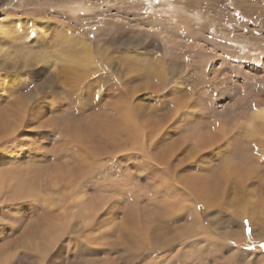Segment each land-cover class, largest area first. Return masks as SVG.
<instances>
[{
  "label": "rangeland",
  "instance_id": "1",
  "mask_svg": "<svg viewBox=\"0 0 264 264\" xmlns=\"http://www.w3.org/2000/svg\"><path fill=\"white\" fill-rule=\"evenodd\" d=\"M63 30L93 45L96 64L80 81L54 55ZM262 101L264 0H0V114L12 120L0 122V170L23 166L25 184L34 181L32 191L37 188L28 197L17 199V190L0 197L11 203L0 208V222L10 231L0 230V248L17 244L27 223L47 224L50 186L66 196L77 184L91 200L108 196L90 231L107 235L106 252L78 257L72 253L80 236L68 233L61 264H218L222 257L219 264H254L258 258L264 264V131L247 128ZM249 175L256 195L250 205L234 196ZM175 177L206 194L210 209L202 202L196 209L218 244L180 246L194 221L183 218L179 207L193 198ZM62 192L64 200L72 196ZM170 200L178 207L174 212ZM137 213L138 223L129 227ZM136 232L140 248L129 242ZM12 260L37 263L23 251Z\"/></svg>",
  "mask_w": 264,
  "mask_h": 264
},
{
  "label": "bare ground",
  "instance_id": "2",
  "mask_svg": "<svg viewBox=\"0 0 264 264\" xmlns=\"http://www.w3.org/2000/svg\"><path fill=\"white\" fill-rule=\"evenodd\" d=\"M47 31H46V34L45 36H47L48 34H50L51 32V29L50 27H46ZM2 32L3 33H7V29H3L2 28ZM54 32V30H53ZM53 34V33H52ZM51 34V36H53ZM54 38V37H53ZM57 38V37H56ZM37 39H39L40 41H43V36H41V34L39 36H37ZM50 40V39H49ZM55 40V39H54ZM56 45L55 46V56L57 57V62H60L62 64V66H64L65 70H66V73L71 76L70 78L73 80V79H77L78 81V78H79V81L82 79V73L86 71V69L89 67H91L93 64H96V57L94 55V50H93V45L90 41H88L85 37H81V36H73L72 33L70 31H65L63 30V34H61V37L58 38V41H56ZM51 45V44H50ZM31 46V45H30ZM53 46V47H54ZM100 48V47H99ZM102 48V47H101ZM42 49V48H41ZM52 50V49H51ZM33 51V50H32ZM43 51V50H42ZM41 51V52H42ZM53 52V51H52ZM101 53V52H100ZM41 54V53H40ZM44 54V53H43ZM42 54V55H43ZM51 54V52H50ZM48 53V56L50 55ZM102 55V54H100ZM6 57V56H5ZM31 57V56H30ZM41 57V56H40ZM55 57V58H56ZM54 57L50 58V61L51 59H53ZM30 59V58H29ZM37 59V58H36ZM32 60V59H30ZM42 61H47V58L45 56H43L41 58ZM55 60V59H54ZM161 60V59H160ZM28 63V62H27ZM43 63V62H42ZM26 64V63H25ZM24 64V65H25ZM23 65V66H24ZM144 66V65H143ZM146 68V67H145ZM130 69V68H129ZM132 70V69H131ZM151 71V70H150ZM6 83V82H5ZM9 108V107H8ZM116 108V107H115ZM125 113V112H124ZM126 115V114H125ZM123 119V118H122ZM136 119V118H135ZM10 121L12 120H9V114H7L6 112L4 114H0V122H6V123H9ZM142 121V120H141ZM116 123V122H115ZM125 124V123H124ZM131 125V123H128ZM135 124V123H134ZM128 125V126H130ZM245 125V124H244ZM104 126V125H103ZM123 126V125H122ZM127 126V127H128ZM125 128V127H124ZM129 128V127H128ZM132 128H133V124H132ZM136 128V127H135ZM134 128V130H135ZM224 128V127H223ZM247 128H248V131L249 133H253V132H257V131H260V129H262L264 131V101H262V104L260 105V108L256 111V114L253 116V118L250 119V121L247 123ZM127 130V129H125ZM138 130V129H137ZM135 130V131H137ZM225 131V130H224ZM127 132V131H126ZM221 132V131H220ZM135 133V132H134ZM139 133V132H138ZM223 133V132H222ZM74 134V133H73ZM122 134V132H121ZM127 134V133H126ZM132 135V134H131ZM200 135V134H199ZM253 136L255 134H252ZM259 134H257L256 136H258ZM263 135V134H261ZM72 136V135H71ZM133 136V135H132ZM202 137V136H201ZM211 137V136H210ZM209 137V139H210ZM214 137V136H212ZM211 137V138H212ZM197 138V137H196ZM208 138V137H207ZM218 138V137H217ZM216 140V137L213 138ZM199 140V138H198ZM212 140V139H211ZM209 140V141H211ZM68 141V140H67ZM115 143V142H114ZM197 145H198V148H203L204 147V143L202 141H199L196 142ZM140 144V143H139ZM186 144V143H185ZM113 147V146H112ZM194 148V147H193ZM205 149V148H204ZM114 150V149H113ZM194 153V152H193ZM197 154V152H196ZM193 156V155H192ZM153 158V157H151ZM150 158V159H151ZM165 158V157H164ZM149 159V161H151ZM160 159V158H159ZM153 160V159H152ZM83 161V160H81ZM157 162V161H155ZM30 163V162H29ZM156 164V163H155ZM243 164V163H241ZM9 165V164H8ZM21 165V164H20ZM24 165V164H23ZM26 165V164H25ZM154 165V164H153ZM158 165V164H157ZM160 165V164H159ZM79 166V165H77ZM89 166V165H88ZM161 166V165H160ZM238 166V165H237ZM243 167V166H242ZM24 171L23 170V166L21 167H18L17 169H14V170H11V169H1L0 170V197L3 196L4 193H9V194H13V192H11L12 190H17L16 193H14L18 198H23V197H28L27 195H31L32 193L34 194L36 189H34L32 191V189L34 188L35 186V183L34 181L32 182H29V185H26L25 183V178H24ZM239 172H240V169H239ZM54 173V172H53ZM56 173V172H55ZM230 173V172H229ZM58 174V173H57ZM238 175L240 173H237ZM247 174V173H246ZM245 174V175H246ZM235 175V174H234ZM244 175V174H243ZM253 175V174H251ZM56 176V174H55ZM209 176V175H208ZM233 176V175H232ZM47 176H45L46 178ZM202 177V176H201ZM212 177V176H211ZM210 177V178H211ZM216 177L215 175L213 176V178ZM234 177V176H233ZM240 177V176H239ZM245 177V176H244ZM242 176V179L239 180V185L237 188L234 189V196H238L241 198L240 201H247L248 205L254 203V191L250 188V185L248 184L249 182L248 181H251L250 178L253 177L250 175L248 176V178H244ZM250 177V178H249ZM53 178V177H52ZM61 178V177H60ZM59 178V179H60ZM227 178V177H226ZM225 178V179H226ZM55 179V178H54ZM56 179H57V176H56ZM201 179V178H200ZM204 179V177H203ZM237 179V178H236ZM239 179V178H238ZM175 184H177V186H179L178 188L182 190V188L180 187V185H185V190H187V193H190L189 196H191L193 199L192 200H185V203L186 205H183L182 207H179L180 210L183 209L184 211L182 212V217H187L189 218V220H191L192 222L194 221V228H191V229H186V235H184V238L182 240V245H180L181 247H187V246H193L192 244L196 245V244H200V243H205V242H211L213 241L214 242V245L218 244V240L219 238H216V236H214V234H209L210 231L208 229H206V227L203 226V224L201 225V222L199 220V213L196 209V205L198 202H202L205 207L207 209H210L209 205L207 204V202L205 203L204 200H205V195L202 191L198 190V189H194L195 187H193V185H189L188 184V181L187 182H184L182 178L180 179H176V177L173 179ZM202 180V179H201ZM229 180V178H228ZM55 182V180H52ZM62 181H65V180H62ZM68 181V179L66 180ZM214 181V180H213ZM231 181V180H229ZM228 181V182H229ZM44 182V181H43ZM46 182V181H45ZM51 181H49L50 183ZM192 182V181H191ZM205 182V181H203ZM203 182H201L203 184ZM209 182V180L207 181ZM226 182V183H228ZM235 182V181H234ZM66 183H69V182H66ZM184 183V184H183ZM53 184V183H52ZM62 184V183H61ZM230 184V183H229ZM51 185V184H50ZM75 185V184H74ZM187 185V186H186ZM201 185V184H200ZM199 185V186H200ZM224 185V184H223ZM228 185V184H227ZM226 185V186H227ZM234 185V183H233ZM48 186V185H46ZM60 186V180H59V185L58 187ZM64 186V185H63ZM68 186H70L68 184ZM198 186V187H199ZM211 186V185H210ZM209 186V187H210ZM57 187V185L55 186ZM80 187V186H79ZM77 187V184L75 187H73V184H72V190L69 191L70 195H64L63 194V189L62 191H58L57 188L54 189V186H50L49 187V190L51 195L53 194L54 196V200H47V203H46V214L49 215L48 217V220L46 221L47 224L43 223V221H41V223H33V224H26L27 226L24 228V230L22 232H20V234H18V243L15 244L13 246H9L10 242H8V247H1L0 248V264H12L13 260L12 258H14V256L16 255V253H21V251L23 252H28L32 257L35 258V260L37 261L36 264H49L48 261H52V262H55V261H58L59 263L62 262L63 260V256H66L65 253L67 254L65 248H66V244H65V241L63 240L64 236L66 237V234L70 233L72 234V238H75L74 235H75V232H77L76 234H78L80 237L78 238H75V239H78V241L76 242V250L74 253V255L76 256H81L83 258L85 257H88L91 253H97V252H100V253H105L106 252V242H107V235H104V233H94V232H90L92 229H93V225H92V222L94 220V218L99 214L100 215V212L103 211L105 208H106V205H108L109 203V200H107L108 196L104 193L102 195V200H91V198H89V196L87 195L88 192L87 190H85V188H79ZM64 188V187H63ZM65 188H66V185H65ZM64 188V189H65ZM44 189H45V186H44ZM68 189V188H67ZM66 189V190H67ZM70 189V187H69ZM222 189V188H221ZM225 189V187H224ZM228 189V187H227ZM233 189V188H232ZM48 190V188H47ZM47 190H44V191H47ZM211 190V188H210ZM215 190V189H214ZM68 191V190H67ZM113 191V190H112ZM183 191V190H182ZM212 191V190H211ZM216 191V190H215ZM231 191V190H230ZM11 192V193H10ZM59 192H62V194L65 196V197H73V200H69L68 197L67 200H64L62 199V196ZM205 192V191H204ZM226 192V191H225ZM233 192V191H232ZM49 193V192H48ZM60 195H59V194ZM66 193V192H64ZM68 193V194H69ZM211 193V192H210ZM155 194V193H154ZM214 194V193H213ZM217 195V193H215ZM214 194V195H215ZM221 194V193H220ZM230 194V193H229ZM228 194V195H229ZM56 195V196H55ZM158 195V194H157ZM160 195H163V194H160ZM216 195L214 196L215 199H216ZM232 195V193H231ZM35 196V195H34ZM33 196V198H34ZM63 196V198H64ZM156 196V195H155ZM213 196V195H212ZM211 196V197H212ZM223 196V195H222ZM221 196V197H222ZM225 196V199H226V195ZM11 197V196H10ZM8 197V198H10ZM15 197V196H14ZM51 197V198H52ZM57 197V198H55ZM208 197V196H207ZM4 199V197H2ZM30 198V196H29ZM32 198V197H31ZM154 198V197H153ZM159 198V197H158ZM165 198V197H164ZM213 198V197H212ZM11 199V198H10ZM56 199V200H55ZM58 199V200H57ZM66 199V198H65ZM72 199V198H71ZM229 199H232L233 198H229ZM229 199H227L229 201ZM244 199V200H243ZM264 199V198H263ZM168 200L165 198V201ZM219 200V199H218ZM222 200V199H221ZM253 200L252 203H250L251 201ZM14 201V200H13ZM12 201V202H13ZM112 201V200H111ZM209 201V199H208ZM211 199H210V202L211 203ZM244 201V202H245ZM250 201V202H249ZM260 201V200H259ZM113 202V201H112ZM115 202V201H114ZM212 202H215V206L217 205L216 202L217 200L215 201H212ZM220 202V200H219ZM233 201H231L230 203H232ZM235 202V201H234ZM241 202V203H242ZM262 202V201H261ZM156 203V202H154ZM165 203V202H164ZM169 203V202H168ZM167 203V205H168ZM218 203V202H217ZM239 203V202H238ZM250 203V204H249ZM257 203V202H256ZM111 204V203H110ZM162 204V203H161ZM213 204V203H212ZM229 204V203H228ZM226 204V205H228ZM236 204V203H235ZM24 205V204H22ZM116 205V204H114ZM166 204L164 206H167ZM171 205V212H174L178 207L176 206V204L174 203L173 200H170V203H169V206ZM179 205V204H178ZM234 205V204H232ZM231 205V206H232ZM9 206H11V203L10 201L8 200H0V208H10ZM26 206V205H24ZM166 209H168V207ZM219 206V205H218ZM230 206V205H229ZM237 207V206H236ZM258 207V206H257ZM256 207V209H258ZM263 207V206H262ZM17 208V207H16ZM24 208V207H23ZM112 208H114L112 206ZM235 208V207H234ZM252 208V207H250ZM25 209V208H24ZM45 209V210H46ZM161 209V208H160ZM219 209V208H217ZM224 209V208H223ZM230 209V207H229ZM255 209V208H254ZM111 210V209H110ZM114 210V209H113ZM105 211V210H104ZM103 211V213H104ZM108 211V210H106ZM112 211V210H111ZM110 211V212H111ZM161 211V210H160ZM169 211V210H167ZM221 211V210H220ZM226 211V210H225ZM207 213V211H205ZM219 212V211H218ZM238 212H239V209H238ZM248 212V209L246 210L245 213ZM113 213V212H111ZM110 213V214H111ZM116 213V212H115ZM168 213V212H167ZM242 213V212H241ZM239 212V216L241 214ZM260 213V212H259ZM258 213V214H259ZM109 214V215H110ZM117 214V213H116ZM175 214V213H174ZM215 214V213H214ZM218 214V213H217ZM257 214V215H258ZM103 215V214H102ZM107 215V214H106ZM128 215V214H127ZM233 215L235 216L236 213ZM237 215V216H238ZM7 216V214L5 215ZM44 216V215H42ZM113 216V215H112ZM112 216H110L112 218ZM209 216V215H208ZM207 216V217H208ZM211 216V215H210ZM214 216V215H213ZM218 216V215H217ZM242 216V215H241ZM240 216V217H241ZM246 216V214H245ZM249 216H250V213H249ZM9 217V216H8ZM98 217V216H97ZM101 217V215H100ZM109 217V216H108ZM114 217V216H113ZM139 218V214L137 213V215H134V214H131L130 215V222L128 224L129 227H135L134 224H137L138 223V220L137 218ZM180 217V216H179ZM205 217V216H204ZM252 216H250L249 218L251 219ZM10 218V217H9ZM99 218V217H98ZM107 218V217H106ZM115 218H116V215H115ZM128 218H129V215H128ZM233 217H231L232 219ZM3 219V218H2ZM36 219V218H35ZM44 219V218H43ZM42 219V220H43ZM114 219V218H113ZM118 219V218H117ZM179 219V218H178ZM230 219V221H231ZM238 219H241V218H238ZM7 220V219H6ZM32 222H33V219H31ZM30 220V221H31ZM99 220V219H98ZM97 220V221H98ZM112 220V219H110ZM128 220V219H127ZM143 220V217L142 219H139V221H142ZM183 220V219H182ZM35 221V220H34ZM116 221V220H115ZM115 221L113 222L114 224H117L115 223ZM118 221V220H117ZM120 221V220H119ZM173 221V220H172ZM185 221L187 222V220L185 219ZM229 221V222H230ZM241 221V220H240ZM10 222V221H9ZM96 222V221H95ZM176 222V221H175ZM182 222V221H181ZM220 221H218V224H219ZM233 222H235L234 218H233ZM232 222V223H233ZM104 223H107V222H104ZM103 223V224H104ZM110 223V222H109ZM171 223V222H170ZM188 223V222H187ZM211 223V222H210ZM217 223V222H216ZM262 224V222H260ZM10 224V223H9ZM102 223H100L101 225ZM213 224V223H212ZM224 224V223H223ZM231 224V222L229 223ZM234 224V223H233ZM236 224V222H235ZM238 224V223H237ZM241 224V222L239 223ZM8 225L6 223V221H2L0 222V230H2V232L5 233L6 232H10L8 229H7V226ZM92 225V226H91ZM95 225V224H94ZM122 225V224H121ZM181 225V223L179 224ZM184 225V224H183ZM217 225V224H216ZM225 225V224H224ZM9 226V225H8ZM104 226V225H103ZM186 226H188L186 224ZM228 226V225H227ZM237 226V225H236ZM235 226V227H236ZM239 226V225H238ZM241 226V225H240ZM18 227V225H17ZM74 228V232L72 231V228ZM92 227V228H91ZM102 227V226H101ZM169 227V226H168ZM178 227V226H177ZM183 228L185 226H180V228ZM191 227H192V224H191ZM234 227V228H235ZM104 228V227H103ZM148 228V227H147ZM173 228V227H172ZM179 228V227H178ZM177 228V229H178ZM231 228V227H230ZM237 228V227H236ZM235 228V229H236ZM21 229V227H20ZM108 229V228H107ZM106 229V230H107ZM213 229V227L211 228ZM226 229V227L224 228ZM234 229V230H235ZM257 229V228H256ZM255 229V231H256ZM19 230V229H18ZM17 230V231H18ZM102 230V229H101ZM105 230V229H104ZM112 230V229H111ZM113 230H114V226H113ZM169 230V229H168ZM175 230V229H174ZM193 230H196V231H193ZM215 230V229H214ZM219 230V229H218ZM241 230V228L239 229ZM16 231V232H17ZM110 231V230H109ZM233 231V229H232ZM238 231V229H237ZM244 231V230H243ZM149 232V231H148ZM182 232V231H181ZM180 232V233H181ZM217 232V231H216ZM154 233V232H153ZM169 233V231H168ZM179 233V234H180ZM184 233V232H183ZM218 233V232H217ZM223 233V232H222ZM245 234V232H243ZM8 234V233H7ZM111 234V233H110ZM149 234H151L149 232ZM155 234V233H154ZM227 234V233H226ZM262 234V233H261ZM77 235V236H78ZM157 235V233H156ZM167 235V233L165 234ZM219 235V234H218ZM232 235V234H230ZM239 235V234H238ZM118 236V235H117ZM155 236V235H154ZM153 236V237H154ZM222 236V235H221ZM234 236V235H233ZM246 236V235H245ZM254 236L257 237V234H254ZM5 237V236H3ZM9 237V236H8ZM140 237L139 233L136 232L135 234H133V237L129 238V242H131L132 239L135 240V245L140 248L141 247V244L142 242H140V240H138ZM166 237V236H165ZM181 238L182 235H178V238ZM210 237V239H209ZM220 237V236H219ZM224 237L225 236V232H224ZM235 237V236H234ZM247 237V236H246ZM263 237V236H262ZM12 238V237H11ZM109 238V237H108ZM119 238V237H118ZM230 238L229 236L227 237V239ZM240 238V237H238ZM241 238H242V235H241ZM8 239V238H7ZM10 239V238H9ZM16 239V238H15ZM150 239V238H149ZM156 239V238H155ZM190 239V240H189ZM226 239V238H225ZM226 239V240H227ZM231 239V238H230ZM229 239V240H230ZM233 239V238H232ZM235 239V238H234ZM259 239V238H258ZM262 239V238H260ZM163 240V239H161ZM159 240L158 241V244L159 242L161 241ZM237 240V239H236ZM5 241V239H4ZM70 241V240H67V242ZM148 241V240H147ZM179 241V240H178ZM235 241V240H234ZM238 241V240H237ZM74 242V241H73ZM227 242V241H226ZM145 243V241H144ZM179 243V242H178ZM228 243V242H227ZM61 244V245H60ZM66 246H65V245ZM72 244V243H71ZM75 244V243H74ZM129 244V243H128ZM225 244V243H224ZM231 244V243H230ZM11 245V244H10ZM202 245V244H201ZM229 245V243L227 244ZM72 246V245H70ZM129 246V245H128ZM225 246V245H224ZM223 246V247H224ZM14 247V248H13ZM59 247L58 250H56L57 248ZM179 247V245H178ZM193 247H197V246H193ZM222 247V248H223ZM226 247V246H225ZM161 248V247H160ZM198 248V247H197ZM73 249V248H72ZM207 249V248H206ZM224 249V248H223ZM222 249V250H223ZM227 249V247H226ZM225 249V250H226ZM68 250V249H67ZM198 250V249H197ZM236 250V249H235ZM238 250V249H237ZM236 250V251H237ZM70 251V250H69ZM139 251V250H138ZM152 251V250H151ZM170 251V250H169ZM201 251L203 252L204 251V247L201 248ZM214 251V250H213ZM232 251V250H231ZM71 252V251H70ZM120 253L121 251L117 250L116 253ZM125 252V250H124ZM147 252V251H146ZM191 252V251H190ZM200 252V250H199ZM201 252V253H202ZM229 252V251H228ZM241 252V251H240ZM69 253V252H68ZM99 253V254H100ZM151 253V252H150ZM149 253V250H148V255H150ZM153 253V252H152ZM165 253V252H164ZM168 253V252H167ZM171 253V252H170ZM196 253V252H195ZM213 253V252H212ZM238 255H239V251L237 252ZM136 254V253H135ZM169 254V253H168ZM244 254V253H243ZM242 254V256H244ZM134 255V254H133ZM160 255V254H158ZM228 255V253H227ZM249 255V254H247ZM73 256V255H72ZM139 256V255H138ZM196 256V255H195ZM252 256V255H251ZM258 256V255H257ZM53 257V258H52ZM96 257V255H95ZM222 257V256H221ZM220 257V258H221ZM24 258V257H23ZM67 258V257H66ZM142 258V257H141ZM160 258V257H159ZM199 258V257H197ZM225 258V257H224ZM71 259V258H70ZM73 259V258H72ZM77 259V258H76ZM80 259V258H79ZM138 259V258H137ZM223 259V257H222ZM221 259V260H222ZM236 259V258H235ZM241 259V258H240ZM259 259V258H258ZM257 259V261H258ZM264 260V258H262ZM66 260V259H65ZM90 260V259H89ZM100 260V259H99ZM109 260V259H108ZM220 262H223L221 261ZM225 260V259H224ZM243 260H245L243 258ZM241 260V261H243ZM15 261V260H14ZM19 261V260H18ZM68 261V260H67ZM75 261V260H74ZM72 261V262H74ZM93 262V260H91ZM107 261V260H106ZM218 261V260H217ZM230 261V259H229ZM240 261V260H239ZM240 261V263H241ZM246 261V260H245ZM244 261V262H245ZM257 261H255L256 263L254 264H257ZM16 262V261H15ZM64 262V261H63ZM69 262V261H68ZM82 262V261H81ZM80 262V263H81ZM196 262L197 259H196ZM219 262V263H220ZM22 263V262H21ZM67 263V262H66ZM115 264V262H113ZM117 263V262H116ZM195 263V262H194ZM218 263V262H217ZM218 263V264H219ZM24 264H25V261H24ZM61 264V263H60ZM76 264V263H75ZM79 264V263H77ZM87 264H91L90 262H88ZM97 264V263H96ZM99 264H101V261L99 262ZM139 264V263H138ZM153 264V263H151ZM222 264V263H221ZM228 264V263H227ZM242 264V263H241ZM245 264V263H244Z\"/></svg>",
  "mask_w": 264,
  "mask_h": 264
}]
</instances>
